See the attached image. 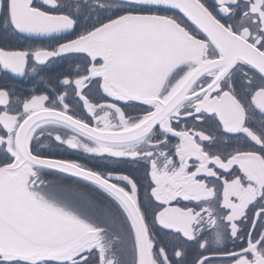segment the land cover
I'll use <instances>...</instances> for the list:
<instances>
[{
	"label": "snow or ice",
	"instance_id": "6c2138e0",
	"mask_svg": "<svg viewBox=\"0 0 264 264\" xmlns=\"http://www.w3.org/2000/svg\"><path fill=\"white\" fill-rule=\"evenodd\" d=\"M0 264H264V0H0Z\"/></svg>",
	"mask_w": 264,
	"mask_h": 264
}]
</instances>
